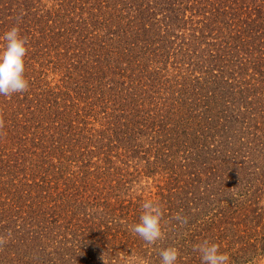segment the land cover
I'll use <instances>...</instances> for the list:
<instances>
[{
  "label": "trees",
  "instance_id": "16d2710c",
  "mask_svg": "<svg viewBox=\"0 0 264 264\" xmlns=\"http://www.w3.org/2000/svg\"><path fill=\"white\" fill-rule=\"evenodd\" d=\"M12 26L29 88L0 95V264H201L205 239L264 264V0H0ZM147 199L154 246L129 229Z\"/></svg>",
  "mask_w": 264,
  "mask_h": 264
},
{
  "label": "clouds",
  "instance_id": "9594fccd",
  "mask_svg": "<svg viewBox=\"0 0 264 264\" xmlns=\"http://www.w3.org/2000/svg\"><path fill=\"white\" fill-rule=\"evenodd\" d=\"M0 95L11 96L23 93L29 88V81L25 76V58L28 53V42L21 36L20 29L12 26L0 35ZM142 212L138 222L129 225L132 233L140 237L148 245H156L164 237V210L158 200L143 201ZM178 221L187 222L186 218L177 213L174 217ZM10 235V234H9ZM6 242L0 238V243ZM198 253L201 264H230V257L220 251V246L207 239L193 245ZM160 264H178L180 250L174 246L159 250ZM143 264H150L144 260Z\"/></svg>",
  "mask_w": 264,
  "mask_h": 264
},
{
  "label": "rangeland",
  "instance_id": "374dc122",
  "mask_svg": "<svg viewBox=\"0 0 264 264\" xmlns=\"http://www.w3.org/2000/svg\"><path fill=\"white\" fill-rule=\"evenodd\" d=\"M60 77L58 75H53L51 72L48 73L47 77L45 79L48 80V82L50 83V85L53 87V86H60L61 83H60Z\"/></svg>",
  "mask_w": 264,
  "mask_h": 264
}]
</instances>
